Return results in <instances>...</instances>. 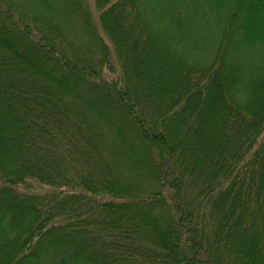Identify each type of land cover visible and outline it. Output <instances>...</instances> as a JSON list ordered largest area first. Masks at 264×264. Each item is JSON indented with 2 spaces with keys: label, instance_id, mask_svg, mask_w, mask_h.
Here are the masks:
<instances>
[{
  "label": "trees",
  "instance_id": "1",
  "mask_svg": "<svg viewBox=\"0 0 264 264\" xmlns=\"http://www.w3.org/2000/svg\"><path fill=\"white\" fill-rule=\"evenodd\" d=\"M93 4L0 0V264H264V0Z\"/></svg>",
  "mask_w": 264,
  "mask_h": 264
},
{
  "label": "rangeland",
  "instance_id": "2",
  "mask_svg": "<svg viewBox=\"0 0 264 264\" xmlns=\"http://www.w3.org/2000/svg\"><path fill=\"white\" fill-rule=\"evenodd\" d=\"M89 1V4H90V8H91V10H92V15H93V17H94V20L96 21V14H97V10L95 9V7H94V4H93V0H88ZM100 30V29H99ZM218 29H217V26L215 25V27H214V25L211 27V34L213 35V36H215V37H217V34H218ZM100 33L102 34V32H101V30H100ZM103 35V34H102ZM106 40V39H105ZM107 41V40H106ZM108 43V42H107ZM108 45H109V51H110V60H109V66H111L112 68H113V70L115 71V69H117V64H118V61H117V59H116V57L114 56V53H113V51H112V46L110 45V43H108ZM238 71V70H237ZM239 72H242V70H239ZM243 73V72H242ZM246 76H249V75H247V74H245ZM7 116V115H6ZM5 125H8L9 126V124H8V121L6 120L5 121V123H4ZM39 190H42V191H53V190H55L54 188H48V187H42L41 189H39Z\"/></svg>",
  "mask_w": 264,
  "mask_h": 264
}]
</instances>
